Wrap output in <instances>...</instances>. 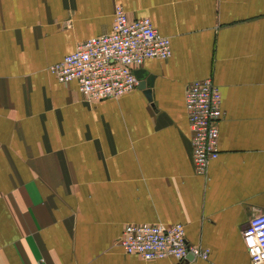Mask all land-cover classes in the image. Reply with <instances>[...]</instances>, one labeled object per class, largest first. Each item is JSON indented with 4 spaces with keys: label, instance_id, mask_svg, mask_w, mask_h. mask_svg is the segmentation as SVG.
<instances>
[{
    "label": "crops",
    "instance_id": "obj_1",
    "mask_svg": "<svg viewBox=\"0 0 264 264\" xmlns=\"http://www.w3.org/2000/svg\"><path fill=\"white\" fill-rule=\"evenodd\" d=\"M117 3L170 54L136 67L145 88L89 101L48 65L108 31ZM202 77L223 113L198 173L184 88ZM263 210L264 0H0V264H172L126 253L129 222H180L208 248L178 264H252L240 230Z\"/></svg>",
    "mask_w": 264,
    "mask_h": 264
},
{
    "label": "built area",
    "instance_id": "obj_2",
    "mask_svg": "<svg viewBox=\"0 0 264 264\" xmlns=\"http://www.w3.org/2000/svg\"><path fill=\"white\" fill-rule=\"evenodd\" d=\"M170 54L169 38L160 34L147 16L129 18L120 4L113 7L106 32L87 37L48 70L61 82L71 79L89 101L117 97L135 87L133 69L149 57L164 59ZM184 108L190 131L194 170L203 173L216 157L218 126L222 116L220 93L210 77L189 81L184 88ZM252 264L264 260V210L251 216L240 230ZM117 244L126 253L144 259L167 257L172 264L186 258H205L208 248L185 239L183 224L173 222H129L122 226Z\"/></svg>",
    "mask_w": 264,
    "mask_h": 264
},
{
    "label": "water",
    "instance_id": "obj_3",
    "mask_svg": "<svg viewBox=\"0 0 264 264\" xmlns=\"http://www.w3.org/2000/svg\"><path fill=\"white\" fill-rule=\"evenodd\" d=\"M133 73H134V76L137 80V87L142 89V88H145L144 87L145 84H147V83H148V85L150 84V77L149 76L145 77V79L143 78V74L145 73L144 69L134 68ZM145 93H146V95H148L149 89L146 88ZM188 255H191V254H187L186 256H188Z\"/></svg>",
    "mask_w": 264,
    "mask_h": 264
}]
</instances>
